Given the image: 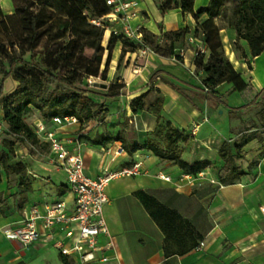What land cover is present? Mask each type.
Masks as SVG:
<instances>
[{"label":"crops","instance_id":"1","mask_svg":"<svg viewBox=\"0 0 264 264\" xmlns=\"http://www.w3.org/2000/svg\"><path fill=\"white\" fill-rule=\"evenodd\" d=\"M134 1L137 3V15L130 20L131 25H140L143 30L156 36L160 43L165 39L163 34L166 32H174L185 27L190 32L194 30L196 21L192 14L183 12L179 6L173 5L180 0H169L170 7L167 9L161 8L165 0ZM209 2L210 0H193V10L197 11L200 7L207 6ZM0 7L2 10H13L9 0H0ZM206 18V15H202L198 22ZM220 27L219 35L224 56L232 64L235 75L228 82L221 83L215 88V93L211 94L213 99L210 98V94L202 90L203 85L198 78L201 72L195 75L191 73L195 67L194 52L198 45H204L201 33L197 34L198 39L194 43H189L185 39L184 56L179 61L150 51L138 59L140 66L132 69V60L141 54L137 52L138 48L127 53L133 58L130 59L129 66L124 69L122 93L114 99H119L124 109H128V104L133 99L152 92L149 91L152 84L162 99L160 110L162 118L170 122L173 128L183 129L186 132L192 130L191 135H196L198 132L196 139L206 143V139L209 140L211 136L209 131L214 127L207 126L205 131L204 128L210 122V110L214 106H217V109L223 104L231 108L242 107L244 102L241 91L245 87H247L245 96L250 93L256 96L261 91L264 93V52L251 56L246 41L237 38L233 27L225 25ZM236 45L239 46L241 54L236 50ZM155 72L158 74L151 81V76ZM16 85L12 78H7L4 81V90L8 88L7 93H10ZM216 99L219 101L217 102ZM105 100L108 102L113 99L105 98ZM108 103L109 115L104 117L105 121L106 119L116 121L120 109ZM130 114L134 116V120H138L140 128L145 132H150L156 123L155 116L146 110ZM34 115L32 123L39 122L38 114ZM125 115L129 114L125 111ZM194 126H197L195 131ZM49 127L62 138H71L77 132L84 134L87 144L82 146L81 152L83 158L86 157L85 173L90 177L97 176L103 166L117 169L143 160L144 171L140 175L112 180L106 187L109 202L104 206L103 214L114 243V253L105 252L110 256L109 262L105 264H264V213L262 212L264 188L260 186L264 181L263 155L258 158L256 176L251 181H248L245 166H242L241 170L245 175L239 178L240 181L229 185L223 184L222 188L208 184L209 188L198 197L192 190V185L185 181H172L171 184L158 179L157 172L166 174L167 172L156 167V164H150L151 159L157 157L146 150L129 154L123 150L119 141H115L106 151L104 147L110 144L111 140L104 145H93L88 137V134H91L89 127L80 128L79 124L62 128L49 124ZM97 129L98 133L102 132L101 127ZM97 151H100V154H97ZM197 156L203 157L201 153ZM214 156L216 165L221 167L223 162L217 154V149ZM246 156L252 157L251 153ZM49 158L48 153L47 165H52ZM54 170L63 176V181L60 183L49 182L50 177L39 179L36 170L28 168V172L37 178L33 187L38 191L33 188L34 191L28 194L20 208L18 218L14 222L3 224L0 229L18 222L33 205L42 207L44 204L62 199L69 209L73 207V196L66 186L65 173L55 166ZM206 171L211 178L216 179L209 168H206ZM140 190L153 195L159 202L174 208L182 217L189 220L193 227L203 234L201 239L204 242L203 248L195 250L193 247L184 253H173L167 257L163 250L164 233L137 196ZM204 198H208L206 202ZM197 205L196 211L194 207ZM198 218L203 225L201 227L196 222ZM100 242H104L102 237ZM4 244L9 246V250L5 253L1 251ZM15 244L19 245L17 242ZM47 247L55 249L50 243L38 241L16 250L11 241L6 240L0 231V264H17L20 261L23 264L22 256L25 257L27 253L29 255L31 250ZM61 257L59 255V263L63 264ZM65 264L68 262L66 261Z\"/></svg>","mask_w":264,"mask_h":264},{"label":"trees","instance_id":"2","mask_svg":"<svg viewBox=\"0 0 264 264\" xmlns=\"http://www.w3.org/2000/svg\"><path fill=\"white\" fill-rule=\"evenodd\" d=\"M21 1L22 4L13 1V6L15 14H19L21 17L25 31L23 36H19L17 42L10 41L8 44L0 42V110L2 118L10 131L17 136L16 140H21L19 136H22L30 138L40 145L47 146L39 141L32 126L25 122L24 119L28 112L34 110L40 120L46 124H49L54 116H75L80 128L92 120L102 121L104 118V105L95 102L88 95L87 88L76 85V82L80 79L77 78V70L73 64L74 60L78 59V42L82 38L92 33L99 43L104 28L92 24L91 20L105 15L110 8L106 5L105 0ZM34 1H37L36 4L40 5L36 10L32 8ZM226 1L210 0L207 6L200 7L197 11L193 10V0L175 2L174 7L179 6L183 12L192 14L196 25L191 32L185 27L174 32L164 33V38L167 35L170 37L166 38L168 44L162 48L156 36L143 30L144 45H147L151 51L154 50L159 55L170 57H178L177 50L183 48L187 35L197 36L201 33L207 54L194 56L193 63L195 69L203 73L202 90L206 94H210L211 99H213L211 94L215 93V88L221 83L228 82L235 75L232 64L224 56L223 44L219 35L221 27L216 23L218 18L225 19V10L222 8H224ZM169 5L170 1L165 0L161 4V8L167 9L170 7ZM54 12L60 13L59 16L52 18V25H56V29H41L40 27L45 20L51 18V13ZM85 12L89 15L86 16ZM202 15H206L207 18L202 22H198L199 17ZM11 17L13 15L4 16L0 7V20L10 19ZM225 26L233 27L237 33V38L246 41L251 56L254 57L264 52V0H236L232 15ZM43 38L49 39L48 43H52L54 46H49L50 44L45 41L46 45L42 57L36 60L31 55L27 59L26 52L34 50ZM64 38H68L67 42H61L58 45L57 42ZM116 39H121L132 47V51L142 46L123 38L121 35L111 34L104 60H102L101 55H95V66L91 67L88 64L85 66L83 74L97 76L100 64L103 61L104 68L101 75H104L110 63L112 48ZM179 39L181 45L176 44ZM64 65H67L66 68H63ZM157 74L158 72H155L151 76V81ZM7 78H12L17 85L12 92L5 94L4 81ZM116 85L111 84L108 86L103 97L108 99L119 97L122 93V86L118 85L116 87ZM246 89L247 87L241 91L244 104L240 108L243 109L256 103L255 100H247V96H245ZM149 91L158 92L152 84ZM147 93L133 99L131 105L140 103ZM261 93L262 91L258 92L256 97L260 96ZM161 101V97L157 95L152 102L146 103L145 108L151 110L157 124L165 121L167 128L163 134L164 142L150 139L142 144L137 142L127 144L123 138L119 137L118 140L121 142L123 150L129 154L138 150L149 151L159 159L172 161L183 173L187 174L194 175L208 168L211 165L208 160H197L188 163L181 158L180 149L176 146V142L182 139L183 133L177 128H172L170 123L162 118L160 115ZM219 104H222V102H219ZM223 106L226 105L223 104ZM238 109L230 108L229 113L238 116L240 112V109ZM251 139L252 137H246L234 145H231L228 141L222 142L217 150V154L223 162V165L215 170V177L218 182L224 185L233 184L245 175V172L237 165L236 159L243 156L242 147ZM109 141L110 138L97 135L91 143L93 145H104ZM29 190L30 186L28 185L20 203L21 208L27 199L26 192ZM137 196L164 233L163 250L167 257L173 253H184L192 249L203 238V234L195 229L191 222L182 217L174 208L159 202L146 191H138ZM5 209L6 202L0 193V214H3ZM61 262L66 263L63 257H61Z\"/></svg>","mask_w":264,"mask_h":264},{"label":"rangeland","instance_id":"3","mask_svg":"<svg viewBox=\"0 0 264 264\" xmlns=\"http://www.w3.org/2000/svg\"><path fill=\"white\" fill-rule=\"evenodd\" d=\"M9 1L12 6L13 1H16L18 4L23 3L21 0ZM36 2L37 1H34L32 5L34 10L40 7V5H37ZM235 5L236 0H227L224 8H222L225 10V19L222 20L221 18H218L216 19V23L220 26L226 25L227 20L232 15V10ZM2 12L4 16L13 15V17L10 19L0 20V42H4L5 44H8L10 41L17 42L19 36H23L25 32L24 26L21 22V17L19 14H15L14 6L13 10H2ZM59 15V12L51 13L52 17L46 19L40 28L55 30L57 26L52 25V18ZM85 15L88 16L89 13L85 12ZM169 37L170 36L168 35L166 36V38ZM110 38L111 34H108V32L103 33L99 43L97 42L96 36L92 33L89 36L82 38L80 42H78V59L74 60L73 64L77 70V78L80 79L76 82V85L87 88L88 95L98 104L104 105V117L109 115L108 102L112 103L113 106L116 105L117 108L120 109V113H117L116 121H109L108 119L105 121L104 118L100 122L92 120L84 124V126L89 127L91 130V134H88L90 143L97 135L110 138V144L104 147L106 151L109 150V145H113L115 141H119V137L123 138L127 144H132L134 142L142 144L150 139L158 140L163 143V134L167 128L165 121H161L160 124H157L156 122L150 132H145L142 130L143 128H140L138 120H134V116H131L130 114L139 113L141 110H146L149 114H153L151 110H147L145 106L147 102L153 101L154 97L158 95V92H149L138 104L131 105L130 102L128 104V109H124L123 104L119 101V99H113L107 102V100L103 97L104 93L107 92L108 86L111 84H117L116 87L120 85L123 90L124 85L122 82L125 80L124 69L129 66L130 59L133 58L127 53L132 52V47L128 46L121 39H116L112 48L111 60L104 75H101V71L104 68L103 61L100 64L97 76L83 74L85 66L88 64L91 67L95 66V55H101L102 60H104L106 56V47ZM166 38L163 42H159L161 48L168 44V40ZM67 40L68 38H64L61 41H58L57 44L59 45L61 42L66 43ZM45 41L48 43L49 39L43 38L34 50L27 51L25 55L26 58L29 59L30 56L33 55L34 59H40L45 49ZM48 44H50L49 46H54L52 43ZM176 44L181 45V40L179 39ZM236 50L241 54L238 45H236ZM152 51L154 52V50ZM144 55L145 54L134 57V60H132L131 63L132 69L140 66L141 63L138 59L142 58ZM92 60L94 61L92 62ZM66 66L67 65H64L63 68H66ZM54 72L56 71L54 70ZM197 72L199 71L195 70V74ZM200 74L201 75H198V78L202 80L204 75L203 73ZM79 82L81 83L79 84ZM7 90L8 88H6V91L4 90L5 94H8ZM247 100H255L256 103L246 109L239 108L240 112L238 113V116L231 115L229 113V109L231 107L227 105L220 106L219 109H217V106H214V108L210 110V122L205 126L204 131L207 126H212L214 129L209 131L211 136L209 137V140L206 139V143H201L196 139L198 132L196 135H191L192 130L190 132H186V130L182 129V139H179L176 142V146L180 149L181 158L188 163L197 160H208L211 163L208 168L215 177V170L218 167L215 162V149L218 150L223 141H228L231 145H234L246 137H252V139L242 147L243 156L236 159V163L239 164L241 168L242 166H245V168H243L246 170L247 179L248 181H251L256 176L255 174L259 163L258 158H260L264 152V93L258 97L250 93L247 95ZM125 111L129 115H125ZM34 114V110L28 112L24 119L25 122L33 124L32 120L35 117ZM130 119L132 120L130 121ZM170 126L172 127L171 123ZM98 127H101V133H98ZM16 137L17 136L10 131L8 125L3 120L2 112L0 110V193L6 202V209L4 213L0 214V227L3 224L14 222L18 218L21 210L20 203L28 185L30 186V190L26 192V198L32 191H38L36 187H33L37 178L28 172V168H31V170L35 169L39 179H41V177H50L48 178V181L51 183H60L63 181V176L58 172L56 173L54 166L47 165V157L49 153L47 146L33 142L30 138L19 136L21 140H16ZM120 146L122 147L121 142ZM200 153L203 157L198 158L197 154ZM249 153H251L252 157L247 158L246 155ZM97 154H100V151H97ZM157 159H151L150 164H156V167L166 171L167 174L171 176L173 181H179V174L182 173V171L170 160ZM84 160H86L85 156ZM244 163L246 164L244 165ZM147 171L150 172L149 170H146V172ZM206 176L211 178L210 174ZM240 180L241 179H237L235 183ZM263 182L264 181L260 183V186L264 188ZM178 183L180 184L181 182ZM208 184L211 186L208 182H202L200 185H192V190L195 191L196 195L199 197L205 189L209 188ZM204 199V202H206L208 198ZM195 209L196 211L198 210V205L197 207H194V210ZM196 222L199 227L203 226L199 218ZM7 250H9V246L8 244H4L1 247V251L5 253ZM22 257L24 258L23 264H60L58 251L51 247L42 249L38 248L36 251L31 250L29 255L27 253L25 257ZM21 263L22 262L20 261L17 264Z\"/></svg>","mask_w":264,"mask_h":264},{"label":"built area","instance_id":"4","mask_svg":"<svg viewBox=\"0 0 264 264\" xmlns=\"http://www.w3.org/2000/svg\"><path fill=\"white\" fill-rule=\"evenodd\" d=\"M105 3L110 8L109 12L93 18L91 23L103 27L108 34L121 35L141 44L137 49L141 55L150 52L143 42L142 27L130 23L137 15V3L134 0H105ZM197 39L192 34L186 37L189 43H194ZM198 54H207L205 45L197 46L194 56ZM177 55L178 57L172 56V60L179 61L184 56V48H179ZM195 70V67L191 70L193 75ZM49 124L62 128L78 124V120L75 116H54ZM49 124L40 120L30 125L39 141L47 145L50 164L65 173L66 186L73 196V207L69 209L62 199L42 207L33 205L18 222L2 227L0 231L6 240L17 242L20 246L38 241L50 243L68 264L108 263L110 256L105 252L114 253V243L103 214L104 206L109 202L106 187L112 180L140 175L144 171L143 160L117 169L103 166L97 176L90 177L85 173L81 152L82 146L87 144L84 134L77 132L71 138H62ZM196 127H193L194 131ZM206 175V169L194 175L182 172L179 180L189 185L208 182L217 188L223 187L217 179ZM156 177L165 182L173 181L170 175L161 171L156 173ZM262 212L264 213V209ZM100 237L104 239L103 243L100 242ZM203 246L204 242L200 240L195 250H200Z\"/></svg>","mask_w":264,"mask_h":264},{"label":"water","instance_id":"5","mask_svg":"<svg viewBox=\"0 0 264 264\" xmlns=\"http://www.w3.org/2000/svg\"><path fill=\"white\" fill-rule=\"evenodd\" d=\"M11 244L13 245V247L16 249V250H20L21 246L20 245H17L15 244L14 241H11Z\"/></svg>","mask_w":264,"mask_h":264}]
</instances>
